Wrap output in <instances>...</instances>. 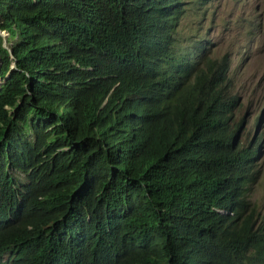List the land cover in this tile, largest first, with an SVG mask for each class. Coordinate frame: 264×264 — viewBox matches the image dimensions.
<instances>
[{"label": "trees", "instance_id": "trees-1", "mask_svg": "<svg viewBox=\"0 0 264 264\" xmlns=\"http://www.w3.org/2000/svg\"><path fill=\"white\" fill-rule=\"evenodd\" d=\"M214 1L0 0V264H264Z\"/></svg>", "mask_w": 264, "mask_h": 264}, {"label": "rangeland", "instance_id": "rangeland-1", "mask_svg": "<svg viewBox=\"0 0 264 264\" xmlns=\"http://www.w3.org/2000/svg\"><path fill=\"white\" fill-rule=\"evenodd\" d=\"M211 10L219 21L213 36L222 39V20L230 21L226 46L250 31L253 38L249 48L244 46V42H237L228 49L233 53L232 82L235 92L242 98L237 111L238 120L243 118L240 140L247 144L256 133L263 138L256 155L261 178L255 186L252 200L264 214V0H215ZM208 19L204 23L206 26L209 25ZM195 25H199L198 20ZM1 34L5 38L8 36L5 31Z\"/></svg>", "mask_w": 264, "mask_h": 264}, {"label": "clouds", "instance_id": "clouds-1", "mask_svg": "<svg viewBox=\"0 0 264 264\" xmlns=\"http://www.w3.org/2000/svg\"><path fill=\"white\" fill-rule=\"evenodd\" d=\"M232 58H233V56H232ZM231 67H232V65H231ZM242 99V98H241ZM238 122H243L242 120H237ZM241 127H242V125H241ZM241 127H240V129H239V132L237 133V135H236V137H241ZM257 134V133H256Z\"/></svg>", "mask_w": 264, "mask_h": 264}, {"label": "water", "instance_id": "water-1", "mask_svg": "<svg viewBox=\"0 0 264 264\" xmlns=\"http://www.w3.org/2000/svg\"><path fill=\"white\" fill-rule=\"evenodd\" d=\"M1 32H3L2 30H0V33ZM6 39V41H7V38H5ZM15 66V64H13V66L12 67H14ZM1 83H2V78H0V86H1Z\"/></svg>", "mask_w": 264, "mask_h": 264}]
</instances>
